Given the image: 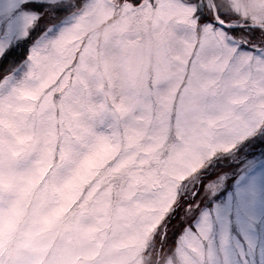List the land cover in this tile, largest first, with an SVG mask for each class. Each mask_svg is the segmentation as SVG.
Segmentation results:
<instances>
[{"label": "snow or ice", "instance_id": "1", "mask_svg": "<svg viewBox=\"0 0 264 264\" xmlns=\"http://www.w3.org/2000/svg\"><path fill=\"white\" fill-rule=\"evenodd\" d=\"M0 264H264V0H0Z\"/></svg>", "mask_w": 264, "mask_h": 264}, {"label": "clouds", "instance_id": "2", "mask_svg": "<svg viewBox=\"0 0 264 264\" xmlns=\"http://www.w3.org/2000/svg\"><path fill=\"white\" fill-rule=\"evenodd\" d=\"M114 57H119V53H114Z\"/></svg>", "mask_w": 264, "mask_h": 264}]
</instances>
